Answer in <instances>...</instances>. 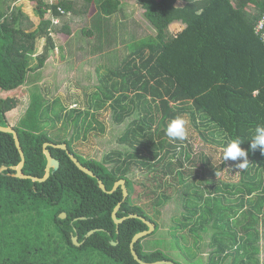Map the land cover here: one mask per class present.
Listing matches in <instances>:
<instances>
[{
	"label": "trees",
	"instance_id": "16d2710c",
	"mask_svg": "<svg viewBox=\"0 0 264 264\" xmlns=\"http://www.w3.org/2000/svg\"><path fill=\"white\" fill-rule=\"evenodd\" d=\"M18 1L0 0V89L5 91L25 85L30 71L42 69L57 47L52 36L57 24L46 17L47 13L63 17L61 10L76 8V0H32L40 18L36 25ZM126 1L84 0L79 13L96 15V31L102 35V22ZM136 1L145 8V17L157 34L134 41L122 68L106 75L89 103L90 108L96 107L95 113L91 109L67 111L58 100L51 105L43 88L34 85L29 105L15 126L26 155V174L45 175V142L67 143L108 189L125 179L129 196L124 199L122 188L111 194L104 192L97 178L80 170L67 151L55 147L50 150L61 167L48 180L35 182L8 175L15 173L12 167L20 163L21 155L13 134L0 131V264H141L130 245L148 225L130 218L120 225L118 233L114 209L123 202L119 218L140 214L156 224V234L161 207L173 198L165 191L170 186L165 178L178 177L180 182L184 173H192L187 162L193 165L197 158L203 162L202 175L187 183L189 192L181 199L187 209L179 223L184 233L171 232L168 239L175 242L185 236L187 243L191 233L197 246L201 232L213 227L210 258L205 263L199 254L203 264H261L257 242L261 240L260 225L264 226V154L249 146L256 126L264 124V29L258 30L264 0ZM63 30L70 32L67 25ZM87 33L93 35L92 30ZM42 38L46 44L40 54L38 41ZM35 54L39 55L33 67ZM18 104L17 97L0 96L3 126L8 125L6 114ZM57 104L61 110L55 111L53 126L58 120L63 121L65 130L75 125L70 138L52 136L47 130L52 122L47 112L55 110ZM102 111L112 112L115 124L124 123L133 114L138 116L119 138L133 150L111 151L99 161L78 153L73 141L82 128L87 135L94 123L97 134L106 133ZM177 116L188 121L183 141L165 134L168 123ZM236 137L248 150L245 169L235 167L241 160L220 164L217 157L221 147ZM4 165L8 168L1 170ZM133 166L163 172L165 184L146 192L151 195L147 205L135 203L133 198L136 183L129 175ZM221 170L227 174L237 171L239 181L214 180ZM138 180L142 185L147 181ZM151 205L155 216L148 212ZM62 212L67 218L60 217ZM83 216L86 218L75 220ZM95 228L105 231L86 238ZM73 235L83 244L76 245ZM144 238L135 247L143 260L183 264L160 247L147 249Z\"/></svg>",
	"mask_w": 264,
	"mask_h": 264
},
{
	"label": "rangeland",
	"instance_id": "374dc122",
	"mask_svg": "<svg viewBox=\"0 0 264 264\" xmlns=\"http://www.w3.org/2000/svg\"><path fill=\"white\" fill-rule=\"evenodd\" d=\"M19 0L16 4L21 6L23 10L30 11L29 16L35 22L40 23V18L36 16L35 6L33 1ZM50 3L57 2V0H46ZM75 1V0H74ZM84 0H76V11L64 9V16H51L47 13L48 18H52L56 26V32L52 34L56 41L57 47L48 56L45 66L42 69L31 70L28 82L18 89L12 91H5L0 89V96L2 97H17L19 99L18 107L6 114L7 120L12 126H17L20 118L25 113L30 102V90L34 85H39L46 93V98L51 105L58 100L62 107L65 106L67 111L71 109H80L95 113L96 107L90 108L89 103L96 98V89L103 86V80L106 75H111L112 71L122 68L123 61L129 53V47L138 39H145L146 36L156 35L157 30L145 17V8L136 0H127L123 2L119 10L111 16H107V20L102 22V27L105 28V34H99L96 31L98 26L96 15L90 16L88 14L80 15L79 8ZM23 3L22 5H20ZM52 10V9H49ZM27 14L29 12H26ZM68 26L71 34L63 30L64 26ZM61 28V31L60 29ZM92 30L93 35H88L87 31ZM60 31V32H58ZM46 44V38L38 41V52L41 54ZM62 48V50H61ZM39 55V54H37ZM33 59L32 66L36 67L37 59ZM61 110V105L57 104L55 110L47 112L48 118H52L47 129L52 136L57 135L70 138L73 131L76 130L75 125H71L67 130L63 127V121L58 120L54 124L55 111ZM65 111V110H64ZM101 120L107 124L106 133L103 135L97 134L96 124L93 129L87 133L82 128L79 138H74L73 148L83 156L89 159H97L103 161L105 156L115 150H129L133 149L129 144H122L119 138L123 135L127 126L133 123V120L138 116V113L131 115L122 124H115L112 120V112L102 111ZM93 118H90V121ZM206 131V130H205ZM86 135V136H85ZM180 149V148H179ZM208 147L206 150L208 151ZM199 157V156H198ZM231 162V161H230ZM233 163V161H232ZM191 165L192 173H184L183 178L179 182L178 177H166V182H170L167 194L173 198L166 203L162 208V212L158 217L160 229L156 234H150L143 240V244L147 249L160 247L172 258L179 260L183 264H203L199 259L200 255L206 260L210 258L212 251L211 238L213 234V227L207 232H201L202 239L194 246V239L191 233L188 236L187 243L185 236L179 238V241L168 239L171 237V232H177L178 235L184 233L181 223L185 207L181 202L182 196L189 191L187 183L193 182L198 174L202 175L203 162L198 160L195 164L187 162ZM238 169V168H236ZM226 170V169H225ZM222 170L217 176H214L219 181L236 183L239 181L238 172H228ZM163 172L161 169L149 171L147 169L140 170L137 166L132 167L130 177L135 181V203L147 205L151 200V195L146 194L149 189L159 185L165 184L163 181ZM204 178L203 176H200ZM140 178H144L145 185L140 184ZM209 179H211L208 175ZM202 180V179H201ZM163 192V191H159ZM166 193V192H165ZM158 208V207H157ZM156 208V209H157ZM148 212L155 214V207L152 205L148 207ZM155 216V215H154ZM261 240L257 242L261 251L258 255L261 264H264V226L260 225ZM186 233V232H185ZM173 237V236H172ZM196 240V239H195ZM200 254V255H199ZM237 254V253H235Z\"/></svg>",
	"mask_w": 264,
	"mask_h": 264
},
{
	"label": "water",
	"instance_id": "95a60500",
	"mask_svg": "<svg viewBox=\"0 0 264 264\" xmlns=\"http://www.w3.org/2000/svg\"><path fill=\"white\" fill-rule=\"evenodd\" d=\"M0 131L2 132H6V133H11L13 134L14 136V140H15V144L19 150V153L21 155V161L20 163L15 166V167H12L13 169H15V173H8V175H12L14 177H18V178H22V179H31L35 182H44L46 180L49 179V177L52 175V173H55L60 167H61V161L56 158L52 151L50 150V147H55V148H60V149H63L65 151H67L68 155L70 156V158L73 160V162L77 165V167L82 170L83 172H85L86 174L94 177V178H97L98 180V184L100 186V188L106 192V193H114L115 191H117L119 188H122L123 190V194H124V199H126L128 196H129V190L127 188V184H126V180L125 179H120L118 180L114 187L110 190L107 188L106 184L104 183V181L89 167L85 166L80 160L79 158L71 152V150L69 149L68 147V144L67 143H53V142H45L44 143V153L47 157V160H48V163H47V167H46V171H45V175L43 177H39V176H34V175H30V174H26L24 172V167H25V164H26V155H25V152H24V149L22 147V143H21V139H20V136H19V133L18 131L16 130V128L12 125H10V123L8 122V125L6 126H3L1 123H0ZM8 166L4 165L2 166L1 170H4V169H7ZM122 204L123 202H119L118 205L116 206V208L114 209L113 211V214H112V217L118 227V230L117 232L119 233V227L120 225L127 219H130V218H138V219H141L142 221H144L147 225H148V229L147 230H144V231H141L139 233H137L134 237H133V240L131 242V252L133 254V256L135 257V259L141 263V264H179L177 262H175L174 260H158V261H155V262H148V261H145L143 260L138 251L136 250V243L144 238V237H147L148 235L152 234L155 230H156V224L154 222H152L151 220L147 219L146 217L140 215V214H137V213H131L127 216H124L122 218H119L118 217V212L120 211L121 207H122ZM67 213L66 212H62L60 214V217L65 219L67 218ZM86 217H79V218H75V220H78V219H84ZM98 231H105L104 228H95V229H92L90 230L87 234H86V238L90 237L91 235H93L94 233L98 232ZM72 239H73V242L76 244V245H82L83 242H80L79 241V237L77 235H73L72 236ZM112 244L113 245H117L118 244V241H112Z\"/></svg>",
	"mask_w": 264,
	"mask_h": 264
},
{
	"label": "clouds",
	"instance_id": "9594fccd",
	"mask_svg": "<svg viewBox=\"0 0 264 264\" xmlns=\"http://www.w3.org/2000/svg\"><path fill=\"white\" fill-rule=\"evenodd\" d=\"M187 124L188 121L184 117L177 116L168 123L165 134L172 140L183 141L188 135ZM242 142L243 140L240 137H236L228 141L226 145L222 146L217 153L220 164L226 163L229 160H241L242 162L238 163L235 167L238 169L247 168L249 164L247 159L248 150L241 147ZM258 148L261 154H264V124L256 126L249 146V149L252 151H255Z\"/></svg>",
	"mask_w": 264,
	"mask_h": 264
},
{
	"label": "built area",
	"instance_id": "2783aa9c",
	"mask_svg": "<svg viewBox=\"0 0 264 264\" xmlns=\"http://www.w3.org/2000/svg\"><path fill=\"white\" fill-rule=\"evenodd\" d=\"M61 12H64V10H61ZM53 17H55V16H53ZM56 18H58V17H56ZM53 20V19H52ZM53 22H55L54 20H53ZM259 26H258V30H260V29H264V16L262 17V19L259 21V24H258Z\"/></svg>",
	"mask_w": 264,
	"mask_h": 264
},
{
	"label": "crops",
	"instance_id": "0c3cea01",
	"mask_svg": "<svg viewBox=\"0 0 264 264\" xmlns=\"http://www.w3.org/2000/svg\"><path fill=\"white\" fill-rule=\"evenodd\" d=\"M22 1H23V0H22ZM22 1H21V2H22ZM28 1H32V0H28ZM22 4H23V3H21L20 5H22ZM18 5H19V3H18ZM76 9H77V8H74L73 10H75V11H76ZM26 12H29L28 14H31V12H30V11H26ZM79 12H80V11H79ZM80 15H85V13H83V12H82V13H80ZM51 16H54V14H53V15H51ZM59 29H61V28H59ZM69 31H70L69 33L71 34V30H70V28H69ZM61 50H62V48H61Z\"/></svg>",
	"mask_w": 264,
	"mask_h": 264
}]
</instances>
